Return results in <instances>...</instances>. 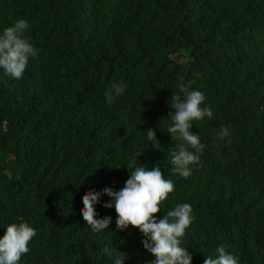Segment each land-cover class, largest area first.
<instances>
[{
    "label": "trees",
    "instance_id": "1",
    "mask_svg": "<svg viewBox=\"0 0 264 264\" xmlns=\"http://www.w3.org/2000/svg\"><path fill=\"white\" fill-rule=\"evenodd\" d=\"M19 18L38 51L20 79L0 72V235L18 218L37 230L19 264H110L97 253L111 241L124 264H148L136 228L96 234L81 216L90 189L119 190L141 163L173 181L162 212L191 205L192 264L220 244L264 264V0H0V31ZM189 81L213 117L194 122L204 148L183 178L163 130ZM114 82L125 93L108 104Z\"/></svg>",
    "mask_w": 264,
    "mask_h": 264
},
{
    "label": "clouds",
    "instance_id": "2",
    "mask_svg": "<svg viewBox=\"0 0 264 264\" xmlns=\"http://www.w3.org/2000/svg\"><path fill=\"white\" fill-rule=\"evenodd\" d=\"M29 29L28 21L19 18L0 31V72L14 80L24 75L29 61L38 55L37 49L25 35ZM191 83L179 84L178 92L172 93L167 102L171 108L167 115L171 123L163 130L174 142L171 171L183 178L190 176L193 167H199L200 153L204 148L199 135L192 130L194 122L213 117L212 110L204 103V93L190 87ZM124 93L125 85L114 82L105 91V102L111 104ZM144 135L147 142L153 145L158 142L153 128L145 129ZM229 135V130L224 127L217 132L220 139ZM173 191V181L163 177L160 167L134 164L119 190L114 191L108 186L99 191L90 189L82 201L84 210L81 216L85 225L96 234L109 230L113 219L116 232L124 231L129 226L136 228L142 236V247L154 257L148 264H192V253L182 246L185 230L194 219L191 205L187 202L176 203L170 210L162 212V202ZM102 196L109 199L102 202ZM98 204L114 209L115 217H100L96 210ZM158 212L163 214L159 217L154 215ZM3 226L5 231L0 235V264H19L21 256L29 252V243L37 230L19 218L18 222ZM114 249L111 241V245L105 244L97 255L108 258L110 264H124L125 255L116 254ZM203 264H239V259L228 250L226 244H220L215 248L214 255L205 256Z\"/></svg>",
    "mask_w": 264,
    "mask_h": 264
}]
</instances>
